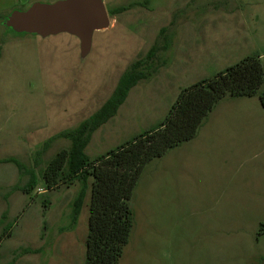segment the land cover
Listing matches in <instances>:
<instances>
[{"label":"rangeland","instance_id":"374dc122","mask_svg":"<svg viewBox=\"0 0 264 264\" xmlns=\"http://www.w3.org/2000/svg\"><path fill=\"white\" fill-rule=\"evenodd\" d=\"M37 1L55 0H0V158L24 165L0 163V264H85L92 177L72 222L83 182L46 189L41 177L71 140L48 139L95 113L133 63L146 76L91 133L89 159L156 126L185 85L247 55L264 70V0H103L109 25L93 32L85 55L68 32L3 24ZM262 92L264 82L253 96L226 95L193 138L144 167L117 264H264ZM31 172L37 185L26 194Z\"/></svg>","mask_w":264,"mask_h":264},{"label":"trees","instance_id":"16d2710c","mask_svg":"<svg viewBox=\"0 0 264 264\" xmlns=\"http://www.w3.org/2000/svg\"><path fill=\"white\" fill-rule=\"evenodd\" d=\"M125 8L118 6L114 10L123 11ZM151 54L152 52L149 53ZM145 76L144 72L137 70V63H133L120 76L110 97L95 113L75 129L60 131L48 139L64 137L71 140L70 148L60 149L46 163L41 177L46 189L75 179L83 182L73 201L72 222L80 212L86 192L85 183L92 177L85 264H117L132 226L129 200L144 167L168 149L193 138L203 119L224 96H253L264 82V70L259 56L247 55L213 76L180 89L166 115L156 126L137 133L94 159H89L84 148L91 133L115 115L130 88ZM259 100L264 106V92L259 95ZM0 163H13L19 169L24 167L13 156L0 158ZM36 185V175L31 172L20 189L30 194ZM9 234L8 229L5 235ZM6 264H13V261Z\"/></svg>","mask_w":264,"mask_h":264},{"label":"water","instance_id":"95a60500","mask_svg":"<svg viewBox=\"0 0 264 264\" xmlns=\"http://www.w3.org/2000/svg\"><path fill=\"white\" fill-rule=\"evenodd\" d=\"M4 24L16 33L47 36L68 32L79 39L81 54L85 55L93 32L108 27L109 16L103 0L37 1L24 10L11 11Z\"/></svg>","mask_w":264,"mask_h":264},{"label":"crops","instance_id":"0c3cea01","mask_svg":"<svg viewBox=\"0 0 264 264\" xmlns=\"http://www.w3.org/2000/svg\"><path fill=\"white\" fill-rule=\"evenodd\" d=\"M184 23L187 24L188 22H184ZM179 45L182 47V46L185 45V43L182 42V44L180 43ZM180 71H181V68H180ZM179 73H181V72H179ZM184 74H186V73H184ZM197 81H198V80H197ZM192 83H194V82H192ZM190 84H191V83H190ZM185 86H186V85H185ZM224 97H225V96H224ZM224 97H223V98H224ZM223 98H222V99H223ZM222 99H220V100L214 105V107H215V106H216V105H217ZM214 107L212 108V110L214 109ZM212 110L207 114V116H206L204 119H206V118L208 117V115L212 112ZM204 119H203V121H204ZM202 123H203V122H202ZM201 125H202V124H200V126H201ZM198 128H199V127H198ZM196 133H197V132H196ZM195 135H196V134H195ZM180 144H181V143H180ZM170 149H171V148H170ZM170 149H168L167 151H169ZM154 159H155V158H154ZM152 160H153V159H152ZM152 160H151V161H152ZM151 161H150V162H151Z\"/></svg>","mask_w":264,"mask_h":264}]
</instances>
